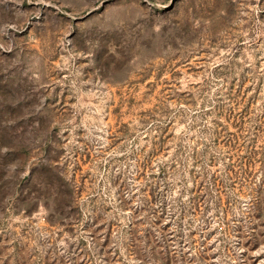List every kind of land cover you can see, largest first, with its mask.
I'll return each mask as SVG.
<instances>
[{
	"label": "rangeland",
	"instance_id": "obj_1",
	"mask_svg": "<svg viewBox=\"0 0 264 264\" xmlns=\"http://www.w3.org/2000/svg\"><path fill=\"white\" fill-rule=\"evenodd\" d=\"M150 257L264 264V0H0V264Z\"/></svg>",
	"mask_w": 264,
	"mask_h": 264
},
{
	"label": "trees",
	"instance_id": "obj_2",
	"mask_svg": "<svg viewBox=\"0 0 264 264\" xmlns=\"http://www.w3.org/2000/svg\"><path fill=\"white\" fill-rule=\"evenodd\" d=\"M204 177H206V176H204ZM204 179H205V178H204ZM183 192H185V189H183ZM200 195H201V194L195 195L193 199H190V200H189V202H191V201L194 200V199H197L198 197H200ZM261 201H262L261 197L258 196V197H256V199H255V201H254L253 204L256 205V203H260ZM172 206L174 207V205H172ZM172 206H170V207H172ZM166 207H167V203H166V200H165V201H163V203H162V205H161V210H160V212H161V213H165ZM180 207H181V210H183V211H186V209H187L186 206H180ZM136 230H137V229H132V231H133L134 233L136 232ZM154 242H156V240H155ZM158 244H159V243H158ZM150 259H152V260L154 261V264H164V263L162 262V260H161V261H157L156 257H150ZM147 263H148V262L146 261V262H144L143 264H147Z\"/></svg>",
	"mask_w": 264,
	"mask_h": 264
}]
</instances>
